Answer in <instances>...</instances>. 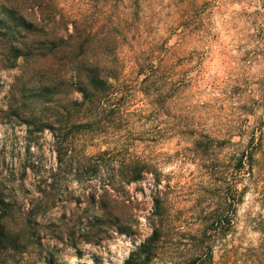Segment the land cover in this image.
<instances>
[{
  "label": "rangeland",
  "instance_id": "obj_1",
  "mask_svg": "<svg viewBox=\"0 0 264 264\" xmlns=\"http://www.w3.org/2000/svg\"><path fill=\"white\" fill-rule=\"evenodd\" d=\"M3 2L35 31L90 24L98 36L85 55L110 77V105L66 128L71 150L58 155L48 126L38 131V119L54 117L38 110L39 75L52 61L0 59V195L7 224L30 243L0 264H123L153 223L162 228L153 264L188 261L206 241L212 264H264V0ZM131 160L153 169L125 182L115 170ZM234 193L232 230L203 237L212 212L232 214Z\"/></svg>",
  "mask_w": 264,
  "mask_h": 264
},
{
  "label": "trees",
  "instance_id": "obj_2",
  "mask_svg": "<svg viewBox=\"0 0 264 264\" xmlns=\"http://www.w3.org/2000/svg\"><path fill=\"white\" fill-rule=\"evenodd\" d=\"M44 10L40 8L42 13ZM39 15V12H38ZM64 26L71 23L72 32L66 31L65 34L58 35L56 32L52 35L48 32L49 28L38 22V34L35 31V26L29 20L19 13L12 6L6 5L3 0L0 1V59L4 67H12L15 65L18 58L28 60L34 55L38 56V60L52 61V64L42 70L38 80V110L43 112H51L54 117H43L38 119V131H42L45 126L52 131L54 145L56 146L58 155L62 152L71 150L67 144L61 140V136L66 128H69L71 133L72 128L88 126L90 117H96V113L107 111L109 106L108 98L110 92L105 89L108 84V75L103 73L102 67L97 63L89 61L85 55V47L91 44V41L98 36L97 31H93V27L85 20L79 19L63 20ZM68 30V29H67ZM36 45V49H34ZM33 46V47H32ZM76 46V47H75ZM67 48L74 50L69 51L74 53L73 67L70 71L74 78L69 91H64V80L59 78L60 72L65 70V65L61 61L69 58L66 52ZM75 48L78 52L75 53ZM34 50H37L35 52ZM80 56V57H79ZM71 61V59H69ZM115 79V77H113ZM62 87V88H61ZM80 93L79 100H73L70 93ZM119 106V105H116ZM81 116L80 119H74ZM44 116V115H43ZM76 117V118H77ZM89 117V118H88ZM57 118H63L59 121ZM88 121L83 123L82 120ZM108 123L106 119L99 120L96 125ZM251 159V152L247 153ZM244 154H242L243 156ZM242 157L238 161V168L242 166ZM117 175L125 182L138 181L148 172H151L153 166L142 160H131L128 162H119L117 164ZM112 169V168H111ZM114 169V168H113ZM230 198L229 195L223 197L224 202ZM239 197L232 195L229 206L232 214H224L222 212H212L210 224L206 226L203 237L214 236L218 239L224 237L233 228V213ZM155 212L152 214L157 218L159 216L158 209L160 207L158 199ZM10 211V203L0 195V259L6 255L13 259L16 254H22L30 246L25 239L23 240L20 231H15L9 227L6 222L7 214ZM153 230L149 237L144 239L135 250H132L123 264H153L157 256L158 241L161 237L162 228L153 223ZM210 232V234H207ZM197 251L188 261L176 262L174 264H209L213 263V245L212 241L203 242L197 246ZM98 264V263H94Z\"/></svg>",
  "mask_w": 264,
  "mask_h": 264
}]
</instances>
